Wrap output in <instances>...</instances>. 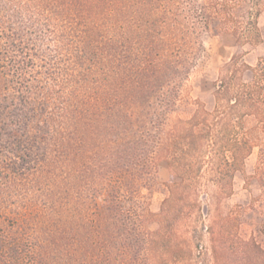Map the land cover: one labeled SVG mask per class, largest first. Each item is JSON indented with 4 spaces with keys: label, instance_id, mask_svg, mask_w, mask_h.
<instances>
[{
    "label": "trees",
    "instance_id": "16d2710c",
    "mask_svg": "<svg viewBox=\"0 0 264 264\" xmlns=\"http://www.w3.org/2000/svg\"><path fill=\"white\" fill-rule=\"evenodd\" d=\"M261 1L0 0V264H176L178 244L157 245L192 161L208 152L230 184L254 147L260 194L218 212L206 230L210 264H264V59L244 82L233 56L214 109L196 102L189 118L179 115L195 104L183 92L195 66L187 38L230 30L253 42ZM162 158L172 180L150 232L137 197ZM57 170L60 198L46 210L23 197ZM13 191L19 207L9 206ZM66 212L62 228L42 229Z\"/></svg>",
    "mask_w": 264,
    "mask_h": 264
},
{
    "label": "rangeland",
    "instance_id": "374dc122",
    "mask_svg": "<svg viewBox=\"0 0 264 264\" xmlns=\"http://www.w3.org/2000/svg\"><path fill=\"white\" fill-rule=\"evenodd\" d=\"M255 19L259 38L253 42L240 41L237 43L230 30L225 33L200 32L197 36L187 38L189 42H193L191 49L192 53H195V58L192 59L195 66L183 84V92L187 100L195 102V104L184 106V108L182 106L179 111L182 119L189 118L198 104L203 106L207 112L214 109V94L219 74L229 64L233 56H236L237 61L241 64L242 80L244 82L251 80L252 69L260 59H264V0L260 3L259 15ZM250 119L246 118L245 128L252 125ZM257 151L258 149L254 147L245 157L241 170L233 172L230 184L229 177L224 176L225 167L222 165L212 166L209 163L211 155L208 152L198 155V160L192 161V163H196L195 170H193L192 177L187 180L186 188L180 192L183 197L173 204L171 211L173 218L168 230L169 234L166 233V240L157 245L159 248H162L164 244L169 245L166 242L167 239L171 240V246L177 243L179 261L176 264H210V242L206 229L211 218L218 212L227 214L237 205L246 206L251 198L261 192L252 177ZM174 174L177 173L174 172ZM62 177L63 173L57 170L47 179L32 180L31 185H26L23 197L30 199L40 209L42 203H45L47 207L44 210H46L52 200L60 198L59 185L61 181H64ZM148 178L149 186L147 189L141 188L140 190L139 188L141 199L137 197V200H140V203L152 214L145 225L150 232H155L159 227L155 216L160 214L163 200L168 194L165 184L172 180L167 160L164 158L157 160L155 170ZM54 181H57L56 185L53 184ZM173 182L179 183L181 179L174 176ZM20 201L21 197L17 196L16 198L13 191L8 200L9 206L19 207L16 204H20ZM98 202H100L99 199ZM126 203L125 206H128L129 202ZM49 214L45 213V216L51 217L50 219L54 221L50 224L51 220L44 219L42 229H53L56 224L60 228L64 226L63 219L68 216V212L62 213L60 219L54 215L49 217ZM249 232L250 228L245 226L242 228L241 234L245 235ZM121 234L122 232L115 234L117 242H121ZM127 236L128 234L123 232V240ZM141 258L139 257L138 260L140 263L142 262ZM124 262H126L125 257H123V264H125Z\"/></svg>",
    "mask_w": 264,
    "mask_h": 264
}]
</instances>
